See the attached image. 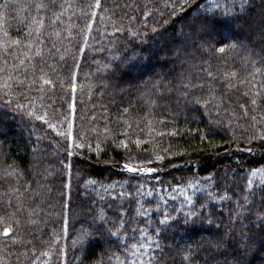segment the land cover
Masks as SVG:
<instances>
[{
    "label": "trees",
    "instance_id": "16d2710c",
    "mask_svg": "<svg viewBox=\"0 0 264 264\" xmlns=\"http://www.w3.org/2000/svg\"><path fill=\"white\" fill-rule=\"evenodd\" d=\"M25 2L10 0L20 5ZM69 2L72 7L62 17L63 23L57 24L59 37L45 22L44 68L54 86L44 85L43 91L36 90L38 85L31 90L21 86L7 96L0 89V175L8 165L17 171L15 180H0V194L9 191V185L20 188L11 208L5 203L7 197L0 198V230L10 224L16 230L10 236L18 234L32 241L13 244L0 235V264H32L31 252L28 259L22 253L35 247L39 255L50 245V259L41 257L49 264L60 259L58 252L67 253L61 264H117L113 253L121 260L131 258L130 245L139 239L131 227L137 226H148L150 233L161 229L156 237L160 247L142 250L145 259L152 255L153 264H235L234 256L241 259L233 251L235 245L217 251L210 241L226 232L238 236L248 230L243 225L252 227L254 243L242 264H264V227L249 223L257 212L264 213V189L249 196L251 203L244 200L250 170L264 167V140L257 138L264 131V104L253 112L244 95H252V85L240 83L252 80L253 64L256 68L264 65V0H249L250 6L242 13L239 0L235 5L234 0H190L183 10L179 7L182 0H100L99 9L94 7L96 0ZM197 4L202 7L196 8ZM205 9L218 16L232 9L221 17L207 43L192 34L194 18ZM236 13L240 19L233 23ZM25 15L19 7L7 10L5 26L10 37L16 38L20 17ZM232 43L235 48L228 47ZM52 44L56 47L48 54ZM221 46L223 53L217 50ZM233 72L235 77L230 75ZM262 78L258 75L256 81ZM188 79L204 84L203 89H193L192 95L208 98L210 91L215 93L207 109L190 103L191 95L187 99L180 96L178 85ZM228 83L235 87H226ZM158 88L163 96L157 94ZM17 103L23 107L17 108ZM241 105L248 108L247 115ZM31 111L46 113L56 129L30 116ZM69 122L73 125L70 136H58V131L67 133ZM125 130L131 137L130 152L111 143L112 137L128 139L119 135ZM137 137L145 141L139 147L133 143ZM97 144L102 149L99 153ZM125 164L158 171L130 173ZM193 182L197 189L189 187ZM120 192L132 196L120 198ZM189 195L194 201L191 206L186 200ZM224 195L230 199H220ZM16 196L26 208L36 210L31 217L36 224L27 222V211L16 212ZM141 204L149 210L145 217L136 215ZM121 207L127 221L122 231L127 235L110 237L107 229L116 228L99 221L98 212L102 208L106 218L118 221ZM193 209L197 223L184 224V215ZM165 212L173 219L160 225ZM16 219L22 227L17 228ZM85 230L92 237L82 250L73 242Z\"/></svg>",
    "mask_w": 264,
    "mask_h": 264
},
{
    "label": "snow or ice",
    "instance_id": "6c2138e0",
    "mask_svg": "<svg viewBox=\"0 0 264 264\" xmlns=\"http://www.w3.org/2000/svg\"><path fill=\"white\" fill-rule=\"evenodd\" d=\"M190 0H182V3L179 4L181 10L184 9L185 5H188ZM235 5V0H234ZM175 6V5H174ZM246 6H250L249 0H239V9L242 13ZM10 7H19L22 11L26 12L27 15L20 17V26L17 27V36L16 38H12L9 35V31L5 26L7 24V16L6 12ZM72 7V4L69 0H26L23 5L18 3H10V0H4L3 4H0V9H4L3 12H0V33H2V38H0V89H4L5 95L12 94L14 89H18L21 86H26L30 90L32 89L33 85H38V91H43L44 85H53V81L48 78V74L45 71L44 64L46 61L44 60L45 57V45L47 44V38L45 33L46 28V21H48V27H51L53 33L59 37L60 31L57 30V24L63 23L62 17L65 15V12ZM89 8H92L93 5L89 4ZM94 7L99 9L101 7L100 0H96ZM200 4L196 5V8H201ZM217 8L220 5H216ZM232 9H226L225 11L221 12L218 16L216 13L212 12L210 9H205L204 13H201L197 17L194 18L193 22V35L199 36V41L207 43L209 42L211 31L214 29L216 24L220 22L221 17L227 15L228 12H231ZM96 13L93 11L91 13L92 17H95ZM240 19V13H236L232 17L233 23H238ZM155 31V29H154ZM55 44H52L51 48L48 49V54H51L52 48H55ZM228 47L235 48V43L229 44ZM219 52H225V47L221 46L217 49ZM9 58H11L13 63H9ZM63 59V56L60 57ZM48 67H52L48 65ZM78 67V65H77ZM254 70L249 74L252 76L251 81L243 80L240 83H251L252 85V95L249 96L248 92H245L244 95L249 97V104L252 106L253 112H256L257 109L261 107V104H264V96L261 95V92L264 91V78L258 83L256 81V77L262 76L264 77V65L260 68H256L253 64ZM29 70H31V76H29ZM211 77L213 74L211 72L208 73ZM228 74H226L227 77ZM232 77H235L237 74L235 72L230 74ZM54 86V85H53ZM182 91L179 93L180 96L187 99L190 95L192 99L189 100L190 103H195L203 106L205 109L208 108L212 101L215 99V93L210 91L208 98H201L199 96L192 95V90L196 88L203 89V83H196L193 84L190 79L188 80H181L180 84L178 85ZM226 87L232 88L235 85L228 83ZM72 90H76V85L72 84ZM171 91V89H169ZM157 94L163 96L164 93L162 90L158 88ZM7 103L11 104L12 101L8 100ZM153 105H155L156 101H151ZM17 108L23 107L17 103ZM219 105H214V107H218ZM74 107V106H73ZM241 108L244 110V114H248V108L244 105H241ZM124 113L128 112V108L123 109ZM30 116H33L37 120H42L48 127L52 128L53 130L56 129V125L52 124L48 119H46V113L44 115H37L34 111L28 113ZM68 118L65 117V120ZM253 121L256 120V115L251 117ZM261 119H264V113H261ZM128 129L132 128V125L125 121ZM149 128L151 129V122H148ZM72 123H68V130L67 133L64 131H58L56 134L58 136H70L72 130ZM139 127V125H137ZM107 131V130H106ZM143 131V129H141ZM154 131V129H151ZM151 131L149 134H151ZM171 135H175V132L170 133ZM128 139L117 140L115 137H112L111 143L114 145L116 149L123 148L130 152L129 149V142L128 140L131 139L129 136V132L125 130L122 133H119ZM159 135L164 136L166 133L160 132ZM258 139L264 140V131H261L258 134ZM107 139V138H106ZM142 141L138 137L133 141V143L139 147ZM84 145H78V147H83ZM89 148L92 147L91 144L88 145ZM35 151V150H34ZM95 151L99 153L102 151L99 144L96 145ZM167 151V149L165 150ZM249 151H251L249 149ZM71 154V153H70ZM157 160H162L163 157L157 156ZM150 162V161H149ZM8 169H12L9 171ZM8 169L4 171L3 175H0V180H4L7 182L8 178L11 177L13 180L17 178V171L13 168L12 165H8ZM124 169H126L130 173H153L157 172L158 170L155 168H136L130 166L129 164L124 165ZM89 183H96L95 181H89ZM114 187V186H110ZM189 187L193 189H197V185L195 182L191 183ZM258 189H264V167L253 168L250 170V177L247 180V192L248 195L244 197L245 203H251L249 200V196L255 197L257 195ZM27 190V189H26ZM107 191V188L105 189ZM16 193H20V188L14 185H9V191H6L3 194H0V198L7 197L5 200L6 205L11 208L12 207V198ZM151 195L152 193H147ZM184 195V192L181 193ZM22 195V194H21ZM120 198L131 197L132 193H125L120 192L117 194ZM212 196L211 193H209ZM215 198V197H213ZM103 199V197H101ZM117 199V197H113V200ZM163 199V197H161ZM172 199H176L175 196ZM220 199L226 200L230 199L227 195L221 196ZM186 200L188 205H193V197L186 196ZM139 203V201H137ZM166 204L167 201H164ZM239 207H237L236 215L239 219L240 211ZM159 210V207H157ZM27 211L28 213V223L36 224L37 221L32 219L31 217L36 213L35 209H28L24 206L23 201L21 200L20 196H16V212ZM136 215L139 217H145L148 215L149 210L140 205V207L136 208ZM251 211V209H248ZM15 212L11 213V216L15 217ZM126 215L125 210L121 207L119 209V217L118 221H112L110 218H106L104 210L101 208L98 212L97 219L101 221L103 224L111 223L116 231H113L111 228L107 229L108 234L110 237H126L127 232L122 231L125 228V224L127 221L124 219ZM164 218L159 220L160 225H167L170 219H173L169 213H163ZM198 216L195 209L189 211L184 215L183 223L186 225H195L197 223L196 217ZM0 222H3V217H0ZM211 223V221H209ZM242 223V221H241ZM250 225L254 228H262L264 227V213L257 212L255 214V218L249 221ZM15 224L17 228L22 227L21 221L19 219L15 220ZM152 221L148 220L147 225H151ZM243 227L247 228V231H242L239 233L238 236H233L231 233L226 232L223 236H218L215 239L211 240L212 247L217 251L226 250L229 248V245H235L233 251L236 252L241 259H237L235 256L233 257V261L235 264H242V258L247 257L250 252V245L254 242L252 240V227L248 225H243ZM131 231L133 233L139 234V239L136 240L134 243H131L129 252H130V259L126 258L125 260H121L118 255L113 253L116 256L117 264H153L152 255H148L147 259L144 258L145 252L142 250H148L149 252L152 251L153 247L159 248L160 244L156 237L159 236L161 229L156 228L154 232L150 233L148 230V226L144 228L140 227H131ZM16 230L9 224L6 225L2 230H0V235L4 237H9L13 244H32L31 240L24 241L18 234L11 235V233H15ZM55 233H53V237H55ZM92 237V233L88 231H83L82 234L78 237L77 241H74V245L79 243L81 249L83 250L88 243L89 239ZM264 239V236L261 237ZM190 251V250H189ZM29 252L32 254V264H49L48 260L41 261V257H48L50 259L52 254V246L50 245L48 250L41 251L39 255H36V248H30L28 251L22 253V255L28 259ZM66 252H58L57 256L60 258L57 260L56 264H61V259L66 257ZM188 256H185V259H188ZM111 259V257L109 258ZM66 264V261H65Z\"/></svg>",
    "mask_w": 264,
    "mask_h": 264
},
{
    "label": "rangeland",
    "instance_id": "374dc122",
    "mask_svg": "<svg viewBox=\"0 0 264 264\" xmlns=\"http://www.w3.org/2000/svg\"><path fill=\"white\" fill-rule=\"evenodd\" d=\"M142 174H148V173H142Z\"/></svg>",
    "mask_w": 264,
    "mask_h": 264
}]
</instances>
